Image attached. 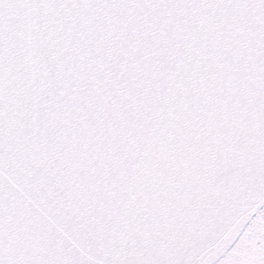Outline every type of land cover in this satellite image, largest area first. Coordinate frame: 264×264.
<instances>
[{
	"label": "snow or ice",
	"instance_id": "1",
	"mask_svg": "<svg viewBox=\"0 0 264 264\" xmlns=\"http://www.w3.org/2000/svg\"><path fill=\"white\" fill-rule=\"evenodd\" d=\"M0 264H264V0H0Z\"/></svg>",
	"mask_w": 264,
	"mask_h": 264
}]
</instances>
